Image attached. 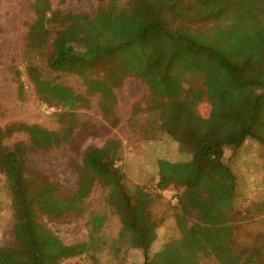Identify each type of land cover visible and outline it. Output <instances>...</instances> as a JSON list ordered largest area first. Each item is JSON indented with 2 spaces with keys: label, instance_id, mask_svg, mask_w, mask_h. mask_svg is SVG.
<instances>
[{
  "label": "trees",
  "instance_id": "16d2710c",
  "mask_svg": "<svg viewBox=\"0 0 264 264\" xmlns=\"http://www.w3.org/2000/svg\"><path fill=\"white\" fill-rule=\"evenodd\" d=\"M30 1L33 19L27 25L26 50L51 70L77 76L85 86L81 93L46 78L35 61H29L26 74L39 98L49 106L75 111L89 107L95 97L115 126V88L133 74L148 87L151 107L158 111V124L151 128L168 135L189 156L179 162L159 159L154 189L164 191L176 184L211 192L231 207L236 176L225 162L226 154L237 153L248 139L264 143V0H131L128 10L119 0H97L93 17L55 9L50 0ZM12 70L22 97V72L17 65ZM190 76L201 79L204 88H186ZM203 98L211 105L208 118L197 113ZM63 116V127L55 131L21 122L0 128V173L14 193L11 238L0 243V264H61L100 248L103 212L91 214L85 242L67 244L46 224L80 212L97 179L121 224L111 246L114 255L126 245L145 252L143 264H198L196 253L204 236L194 229L150 254L157 239L148 211L153 196L143 187H136L134 195L126 190L117 166L119 143L110 157L94 159L98 172L88 165L77 168V189L71 196H58L53 183L31 173V153L72 140L78 120L74 114ZM16 134L24 139L4 144ZM181 204L185 207L183 199ZM242 256L244 264L254 261L251 254Z\"/></svg>",
  "mask_w": 264,
  "mask_h": 264
},
{
  "label": "rangeland",
  "instance_id": "374dc122",
  "mask_svg": "<svg viewBox=\"0 0 264 264\" xmlns=\"http://www.w3.org/2000/svg\"><path fill=\"white\" fill-rule=\"evenodd\" d=\"M50 1L55 9L86 13L92 17L99 5L97 0ZM130 2L119 0V5L128 10ZM32 19L30 0H0V128L21 122L40 125L51 131L60 130L66 121L63 115L68 113L74 114L78 123L70 142L28 156L27 167L31 173L53 183L58 196H71L77 189V168L88 165L93 172H98L94 159L110 157L119 143L117 166L124 173L126 190L134 195L136 187H143L153 196L148 211L156 223L157 239L150 250L151 255L165 243L181 240L187 231L194 229L198 233L202 231L204 236V243H200L201 248L196 253L198 264H244L242 255L250 254L254 256L252 264H264V143L248 139L237 153L231 155L229 151L226 154L225 162L236 176L231 207L223 199L200 195L201 200L189 201L191 206L188 208L183 199V187L171 184L164 191L154 189L159 179V159L179 162L188 160L189 156L168 135L151 128V124H158V111L151 107L148 87L130 74L115 88V126L104 117L95 97L91 98L89 107L75 111L49 106L39 98L26 74L29 61H35L46 78H55L81 93L85 92V86L77 76L51 70L43 59L26 50L27 25ZM12 65L19 66L22 72L25 84L22 97L18 94ZM184 85L186 88H204L201 79L191 76ZM210 111V103L203 98L197 105V113L208 118ZM261 127L260 130L264 131V122ZM23 139L22 134H16L6 138L4 144L12 146ZM105 197L106 190L97 179L80 212L72 213L64 221H47V226L65 243L74 244L89 239L88 221L92 213L106 215L100 233L104 238L101 247L66 259L61 264L144 263L145 252L140 249L125 245L118 255L112 253L113 238L120 233L121 224ZM13 199L14 193L5 175L0 173V243L11 238ZM246 213L250 214L249 217H245ZM216 217H220L221 222Z\"/></svg>",
  "mask_w": 264,
  "mask_h": 264
},
{
  "label": "crops",
  "instance_id": "0c3cea01",
  "mask_svg": "<svg viewBox=\"0 0 264 264\" xmlns=\"http://www.w3.org/2000/svg\"><path fill=\"white\" fill-rule=\"evenodd\" d=\"M183 190H184L183 199H185V204H186V206L188 208L191 206L190 203H189V201L192 202L196 198L201 200L200 195L201 196L202 195H206V196H210V197L213 196V194H210L211 192H200V191H196L194 189L189 190V189H185V188H183ZM188 243L189 242H187V244H186L187 245V248H189V244Z\"/></svg>",
  "mask_w": 264,
  "mask_h": 264
}]
</instances>
